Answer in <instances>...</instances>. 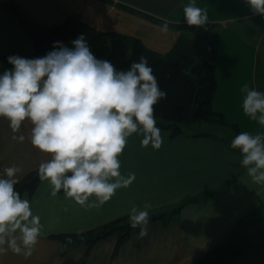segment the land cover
<instances>
[{
    "label": "crops",
    "instance_id": "0c3cea01",
    "mask_svg": "<svg viewBox=\"0 0 264 264\" xmlns=\"http://www.w3.org/2000/svg\"><path fill=\"white\" fill-rule=\"evenodd\" d=\"M5 1L17 3L36 26L52 25L68 16H77L97 30L138 37L145 46L160 53L168 51L180 34V30L171 25L185 23L184 18L174 20L162 13L161 8L175 0H0V11L4 14ZM201 1L202 8L208 11L211 30L219 35L217 89L212 105L224 115L228 125L211 123L218 133L212 129L199 130L201 135L195 136L189 135L188 130L172 135L171 130L161 128L164 140L159 148L151 144L142 146V134L133 133L127 138L119 158L121 172L125 175L135 172L136 178L130 186L118 188L112 198L99 207L82 206L64 192L53 195L50 183L41 180L33 194L22 195L31 201L33 212L40 215L44 225L33 254L25 257L9 250L0 255V264H78L86 246L81 243L65 247L53 234L95 228L128 214L126 210L132 204L143 207L145 201L151 202L149 213H155L171 209L186 196L199 198L186 203L177 217L166 224L150 220L148 234L143 238L133 230L114 256L116 234L98 240L91 247L85 264H192L210 249L225 243L241 221L250 219L252 212H261L259 220L264 224V183L251 179L241 164L239 149L231 146L236 135L234 123L238 132H264V125L247 115L242 107L244 84L264 91V71L257 70L258 57L264 64V22L251 11L246 0ZM140 13L166 18L170 24L168 31L161 32L162 23ZM2 18L0 42L8 45L12 40L9 35L13 33L5 15ZM0 51L12 54L4 52L1 46ZM222 51L227 59L219 69ZM23 52L19 54H30L28 49ZM31 127L30 121L22 122L20 131L26 139L19 141L13 138L19 132L14 133L8 119L0 117V170L17 164L22 170L18 174L20 179L50 157L31 144L28 138ZM225 132L226 136L222 134ZM233 177L222 189L209 194ZM246 226L249 232L254 228L249 220ZM254 230L259 235L257 246L243 245L240 255L227 264H264V228ZM239 239L236 237L235 242L239 243Z\"/></svg>",
    "mask_w": 264,
    "mask_h": 264
},
{
    "label": "clouds",
    "instance_id": "9594fccd",
    "mask_svg": "<svg viewBox=\"0 0 264 264\" xmlns=\"http://www.w3.org/2000/svg\"><path fill=\"white\" fill-rule=\"evenodd\" d=\"M253 13L264 14V0H246ZM184 22L207 26L208 11L195 0L184 4ZM167 32L169 21L159 26ZM45 54L7 56L11 68L0 71V117H6L14 139L24 141L22 122L30 121L29 139L34 147L49 153L38 166L55 195L86 207H99L120 187H128L135 172H121L120 154L133 133L142 134V146L159 148L164 140L157 123L155 105L166 97L149 58L143 53L127 68H117L98 56L86 33L69 43L52 42ZM243 111L264 125V91L243 85ZM231 146L242 154L241 164L256 183H264V132H238ZM21 167L6 165L0 170V255L9 250L29 257L44 225L31 201L15 187ZM95 196V199H89ZM150 201L143 207L132 204L126 211L138 237L148 234Z\"/></svg>",
    "mask_w": 264,
    "mask_h": 264
},
{
    "label": "trees",
    "instance_id": "16d2710c",
    "mask_svg": "<svg viewBox=\"0 0 264 264\" xmlns=\"http://www.w3.org/2000/svg\"><path fill=\"white\" fill-rule=\"evenodd\" d=\"M3 5L17 15L18 20L31 37L32 52L26 57L43 55L53 47V41L61 40L69 43L81 32L86 33V38L93 51L98 56L110 59L117 68H127L130 61L138 59L140 54L146 55L153 67L160 87L167 92L166 97L161 98L154 106L157 123L161 128L171 130L172 135L182 134L185 131L183 126L191 123L205 122L207 124L217 123L221 126L228 125L224 115L215 111L212 105L217 89L216 59L219 35L211 30L210 23L206 27L188 25L187 23L171 25L180 30V34L168 51L160 53L145 46L138 37L116 31L97 30L77 16H68L63 21L47 27L36 26L22 12L17 3L5 1ZM125 8L138 13L133 8ZM142 15L152 21L163 23L161 18L148 14ZM8 55V53L0 51V60H2L0 71L4 68L12 67L7 61ZM232 127L235 134H237V124H232ZM189 132L188 134L191 136L201 135L198 130ZM234 177L209 194L222 189ZM40 181L37 168L19 179L15 187L20 191L21 195L24 193L31 195ZM60 192H63V189ZM198 199L195 196H186L169 210L149 213L150 220H160L166 224L177 217L179 210L186 203L198 201ZM252 214L257 213L252 212ZM259 217L255 215L251 218L250 216V219L258 220ZM262 219H264V215H262ZM248 220L241 221L240 227L242 224H247ZM238 229L231 234L225 243L210 249L192 264H227L234 260L241 253L239 243L235 242ZM133 230L139 232V228L132 229L130 227L128 214H126L95 228L82 232L57 233L53 234L52 237L58 239L65 247L84 244L86 249L78 264H85L91 247L98 240L111 234H116L117 240L112 251V256H114L118 253L122 244L130 237Z\"/></svg>",
    "mask_w": 264,
    "mask_h": 264
},
{
    "label": "rangeland",
    "instance_id": "374dc122",
    "mask_svg": "<svg viewBox=\"0 0 264 264\" xmlns=\"http://www.w3.org/2000/svg\"><path fill=\"white\" fill-rule=\"evenodd\" d=\"M201 0H195L196 4L200 7H202L203 5V1ZM190 0H175L172 4H169L170 6L168 5H165L164 8H161V10H163V14L165 15V17H169L171 19H177V18H184V11H183V8H184V4L186 3H189ZM166 4V3H164ZM4 6V5H3ZM6 13L4 14L3 11H0V18H2V16L5 15L6 17V20L8 21L7 22V25H8V28L10 30V33L12 32L13 34H10L9 36L12 38V42L13 43H8L7 44H1L2 41L0 42V46L1 48L3 49V51H7L9 53H18L19 52H26L27 49L28 51H30V53L32 52V40H31V37L29 35V33L27 32V30L23 27V25L21 24V22L18 20L17 18V15L13 12H11L10 10L8 9H5L4 7H2ZM10 13H11V16H10ZM259 17V16H258ZM260 19V17H259ZM41 25H44L45 27L47 26H50V25H46L44 23H41ZM7 27L5 26V29ZM233 27H231L232 29ZM23 29V30H22ZM23 37V38H22ZM19 38V39H18ZM22 39V40H21ZM23 52V53H24ZM224 59H227L226 55L225 57H223V51L221 53V58L220 60L218 61V63L220 64L219 66V69H221L223 67V63H224ZM0 62H2V60H0ZM264 66L263 62H262V58L261 57H258V72H260V70L264 71V69L262 68ZM224 70V69H223ZM222 71V70H220ZM223 75V73H222ZM225 77L226 79L228 78L227 74H225ZM213 126L215 125H210V124H207L205 122H202V123H191V124H188V125H184L183 126V129L185 130H188V131H194V130H206V131H210L209 129H212L214 131V133H218L219 131L218 130H215L213 128ZM217 129V128H216ZM220 132H222V130H220ZM224 136H226V132L225 133H222ZM257 214H252L251 215V218H253L255 215L257 216H260V213L259 212H256ZM250 221V224H252L254 226V228H252V230L249 232L248 231V228L249 226H246L247 224H242L241 227H240V224H239V228L238 231L236 232V237L241 238V241H239L240 245V249H244V246L243 245H248L247 243H252L254 246H257L258 242L257 241L259 239V235L256 233V231L254 229L257 230V228H264V224L261 223L260 221L261 220H249ZM256 221V223L254 222ZM259 232V230H258ZM247 240V241H245ZM247 247H245L246 249Z\"/></svg>",
    "mask_w": 264,
    "mask_h": 264
},
{
    "label": "built area",
    "instance_id": "2783aa9c",
    "mask_svg": "<svg viewBox=\"0 0 264 264\" xmlns=\"http://www.w3.org/2000/svg\"><path fill=\"white\" fill-rule=\"evenodd\" d=\"M258 14V16L260 17V19L262 20V21H264V14H259V13H257Z\"/></svg>",
    "mask_w": 264,
    "mask_h": 264
}]
</instances>
